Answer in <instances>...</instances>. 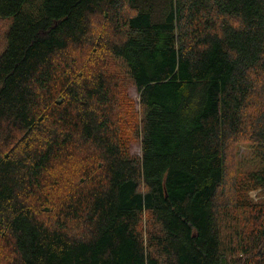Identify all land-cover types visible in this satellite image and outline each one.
I'll return each mask as SVG.
<instances>
[{
  "label": "trees",
  "instance_id": "1",
  "mask_svg": "<svg viewBox=\"0 0 264 264\" xmlns=\"http://www.w3.org/2000/svg\"><path fill=\"white\" fill-rule=\"evenodd\" d=\"M0 19V264H264V0Z\"/></svg>",
  "mask_w": 264,
  "mask_h": 264
},
{
  "label": "rangeland",
  "instance_id": "2",
  "mask_svg": "<svg viewBox=\"0 0 264 264\" xmlns=\"http://www.w3.org/2000/svg\"><path fill=\"white\" fill-rule=\"evenodd\" d=\"M149 8L152 10L153 14H154V18L156 20H161L164 18L165 13L168 9V5L166 2L164 1H154L151 3H148ZM9 25V21L8 20H4V19H0V49L3 47V43H4V37L6 34V30L8 28ZM128 93L130 94V96L136 101L139 102V92L137 91L136 87L133 85H130L128 87ZM139 106V105H138ZM242 149H244V147L242 146ZM132 151L134 153L140 154L141 152V147L139 143H134L132 145Z\"/></svg>",
  "mask_w": 264,
  "mask_h": 264
}]
</instances>
